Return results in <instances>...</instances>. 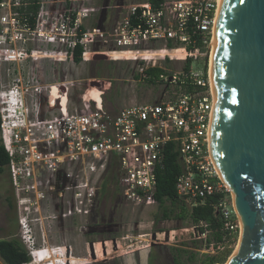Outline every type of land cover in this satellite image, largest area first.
Segmentation results:
<instances>
[{"label":"built area","instance_id":"built-area-1","mask_svg":"<svg viewBox=\"0 0 264 264\" xmlns=\"http://www.w3.org/2000/svg\"><path fill=\"white\" fill-rule=\"evenodd\" d=\"M97 1L0 0V66L6 64L0 73V142L9 156L18 235L29 255L20 264H71L72 249L64 242L49 244L45 225L49 230L54 220H90L109 169L127 203H156V172L169 143L181 168L178 199L192 208L221 195L214 203L221 238L208 240L204 221L188 230L201 243L198 251L211 256L235 242L241 224L209 149L214 99L208 72L201 78L185 62L209 58L219 0L131 1L103 26L92 23L101 10ZM77 49L79 62H91L96 54L135 62V75L153 78L161 95L115 112L59 109L54 98L63 96L68 82L66 69L59 74L58 68L78 63ZM116 52L119 58H111ZM171 60L184 64L171 70ZM154 67L162 68L156 77L147 72ZM86 222L79 230L87 229ZM172 231L146 233L134 250L171 243Z\"/></svg>","mask_w":264,"mask_h":264},{"label":"rangeland","instance_id":"rangeland-1","mask_svg":"<svg viewBox=\"0 0 264 264\" xmlns=\"http://www.w3.org/2000/svg\"><path fill=\"white\" fill-rule=\"evenodd\" d=\"M131 1L137 0L97 1L96 3L103 10L98 11V15L92 20V23L102 24V26L111 25L118 17L121 6ZM109 55L112 56L111 58H119V53L117 52L109 53ZM208 59L203 58L190 62V68L193 71H200L201 78L208 72ZM205 60L207 62L206 67ZM183 64L184 61L171 60V70H179ZM5 67L6 64L0 66V73L3 72ZM65 67L67 68H58L59 74H62V68L63 70L66 69L65 77H67L68 82V88L65 89L63 96L60 97L70 102L71 111L76 109L79 113H85L96 109H106L115 112L124 106L135 103L154 102L161 95L162 86L139 79L135 75L137 66L135 62L130 60L101 59L91 62L78 61V63ZM44 68L46 71H52L47 65ZM47 78L49 79L48 75ZM103 180L104 177L99 183L100 189ZM116 180L117 176L115 173L114 182H116V186L112 183L108 185L105 192L99 191L91 219L87 220V222L84 219H81L80 222L75 221L78 226L68 225L69 228L67 226L68 229L62 232L53 229L47 230L45 225L49 244H61L63 242L71 244V264H125V258L118 255L127 249L134 250L137 246L145 243L143 239L147 238L146 233L158 232L160 229L161 231L171 229L173 230L171 234L175 236L171 243L154 244L148 249L132 253L128 259H133L134 264H141V262L144 264H174L173 255L177 249L180 250L179 261L181 264L202 263L205 255L198 251L201 248V243L191 239L188 231L193 224L189 217L191 209L189 206L183 204L184 213L180 212L178 205L169 201H165L162 206H159L157 202L147 206H134L124 200ZM9 184L10 175L8 169L5 168L0 173V213L3 211L2 196ZM179 212L181 216L176 215ZM163 213L168 214L169 217H163ZM84 221L88 226L90 224L93 225V230H95L93 234H87L85 229L79 230L80 224L83 225ZM7 230L9 231L7 233L11 234L12 237L21 240L16 223L11 228L8 227ZM239 236L240 232L235 236L236 240L233 244L226 245L224 249L211 256H217L219 258L218 261L225 264L235 252ZM113 239L115 244L112 242ZM101 240L108 241L111 244H108L110 247L108 254L106 255V251H103L102 257L95 258L97 261L93 259V263H89L87 260V258L90 259L89 242H85L94 241L97 242L98 246V241L101 243ZM141 240L143 241L140 242ZM116 242L118 248H116ZM98 250L96 247L95 253L100 255L101 253ZM112 256L114 257L111 258ZM98 260L102 261L98 262ZM0 262L2 263L1 259Z\"/></svg>","mask_w":264,"mask_h":264},{"label":"water","instance_id":"water-1","mask_svg":"<svg viewBox=\"0 0 264 264\" xmlns=\"http://www.w3.org/2000/svg\"><path fill=\"white\" fill-rule=\"evenodd\" d=\"M210 82L209 149L241 223L227 264H264V0H219Z\"/></svg>","mask_w":264,"mask_h":264},{"label":"trees","instance_id":"trees-1","mask_svg":"<svg viewBox=\"0 0 264 264\" xmlns=\"http://www.w3.org/2000/svg\"><path fill=\"white\" fill-rule=\"evenodd\" d=\"M36 1V0H32ZM155 1V0H152ZM35 8V6H33ZM76 61H80V50L77 49L76 52ZM191 59H187L185 62V67H189ZM148 74L153 77H156L159 73L162 72V68L154 67L149 68L147 70ZM145 81L151 84H155L153 78H148ZM9 156L0 142V173H2L6 165L8 164ZM181 168L178 162V153L174 150V146L172 143H169L165 147L164 153V162L161 168H158L156 172V190L154 193V198L159 206L165 204V201H169L172 204L178 205L180 208V212L184 213L185 209L183 207V203L178 199L175 182L176 177L179 174ZM115 171L109 169L107 174L104 176V180L102 182L101 189L99 191L105 192L108 185L114 184L116 186V182H114ZM220 194H214L205 199L203 204H198L193 206L190 209L189 217L193 223H198L199 221H204L209 229L211 230L208 240L210 239H220L221 238V219L220 215L216 213L214 209V203L220 198ZM180 212L176 214L177 216H181ZM163 217H169L168 214H162ZM158 231H161L158 230ZM180 250H175V254L173 255L174 264H181L179 261L180 258ZM187 252V251H184ZM193 256V255H192ZM0 258L3 260L5 264H20L22 262H27L29 260V255L22 248L19 240L16 238L13 240H0ZM219 258L217 256H205L202 262L210 261L215 262L218 261Z\"/></svg>","mask_w":264,"mask_h":264},{"label":"flooded vegetation","instance_id":"flooded-vegetation-1","mask_svg":"<svg viewBox=\"0 0 264 264\" xmlns=\"http://www.w3.org/2000/svg\"><path fill=\"white\" fill-rule=\"evenodd\" d=\"M60 100L62 101V98L57 96L54 98V103L57 105L60 102ZM2 205H3V211L0 213V240H2V239L13 240L15 238L12 237L11 234L7 233V232H9L7 230L8 227L11 228L12 226H14V223L17 224V214L15 216V210H16L15 200H14V196L12 194V189H11L10 184H9L8 188L4 191V195L2 196ZM68 225L78 226L75 224V221H73V220L61 219L59 221L54 220V222L52 224V229L53 230H59L60 232H62V231H65L66 229L69 228ZM67 226H68V228H67ZM33 230H34V227H33ZM85 230H86L87 234H93L95 231V230H93L92 224H90L88 226V228ZM68 231H70V230H68ZM19 242H20L22 248L27 252L26 245L24 243H22L21 240H19ZM88 242H90V241H87L85 243H88ZM65 244L72 249L71 244H67V243H65ZM99 244L101 246V243L98 241V245ZM1 261H2V263L0 262V264H5L2 259H1Z\"/></svg>","mask_w":264,"mask_h":264},{"label":"crops","instance_id":"crops-1","mask_svg":"<svg viewBox=\"0 0 264 264\" xmlns=\"http://www.w3.org/2000/svg\"><path fill=\"white\" fill-rule=\"evenodd\" d=\"M137 1H139V0H137ZM140 1H143V0H140ZM150 1H152V0H150ZM158 1H160V0H155V1H152V2H158ZM96 243H97V242L94 243V249L96 250V247H97V248L99 249L98 252L101 253L100 255H98V254L95 253L96 258L98 259V257H102V256H103V254H102V253H103V249L101 250V246H100V244L97 246ZM105 244H106V246H107V247H106V253H105V254L107 255V254H108V250H109V248H110V247L108 246V244H110V243H109L108 241H106ZM110 245H111V244H110ZM136 251H138V250H132V249H129V250H128V249H127V250H125L123 253L119 254L118 256H120V257L123 256V257L125 258V260H124L125 264H134V260H133V259H128V257L131 256L132 253H134V252H136ZM113 257H114V256H112L111 258H113ZM87 260H88L89 263H93V261H94L93 258L91 257V255H90V259L87 258ZM95 261H97V260H95ZM99 261H102V260H98V262H99ZM141 264H144V263L141 262Z\"/></svg>","mask_w":264,"mask_h":264},{"label":"bare ground","instance_id":"bare-ground-1","mask_svg":"<svg viewBox=\"0 0 264 264\" xmlns=\"http://www.w3.org/2000/svg\"><path fill=\"white\" fill-rule=\"evenodd\" d=\"M218 5H219V3H218ZM218 11V10H217ZM214 27H215V25H214ZM213 33H214V29H213ZM211 52H210V56H209V61H208V79H209V84H210V88H211V82H210V61H211V54H212V48H213V34H212V38H211ZM211 92H212V89H211ZM60 97V96H59ZM70 102L69 101H67V99H62V101L60 100V102L57 104V107L59 108V109H61V110H68V109H70ZM212 157V156H211ZM213 160V159H212ZM216 167V166H215ZM217 169V168H216ZM219 173V172H218ZM220 175V174H219ZM220 177H221V175H220ZM222 178V177H221ZM241 224V223H240ZM238 243V242H237ZM237 248H238V244H237ZM237 248H236V250H237ZM235 250V251H236ZM234 254V253H233ZM232 254V255H233ZM231 255V256H232ZM231 256L229 257V259L231 258ZM93 258V257H92ZM229 259H228V261H229ZM228 261H226V263L225 264H227V262Z\"/></svg>","mask_w":264,"mask_h":264}]
</instances>
